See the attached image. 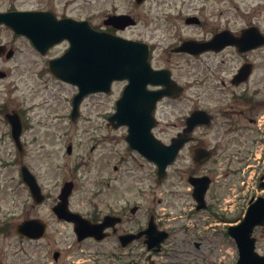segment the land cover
<instances>
[{
    "label": "flooded vegetation",
    "instance_id": "1",
    "mask_svg": "<svg viewBox=\"0 0 264 264\" xmlns=\"http://www.w3.org/2000/svg\"><path fill=\"white\" fill-rule=\"evenodd\" d=\"M168 2L170 1L33 0V4L29 8L21 9L13 5L5 8L4 1H0V13L14 11L46 13L44 15V23L40 22L37 25L38 29L33 30V39H40L45 36L51 40L53 36L58 34V31L51 29V24L56 22L63 20L87 22L96 32H105L130 41L149 44L153 64L155 54L159 50V44L149 43V33L153 35L150 25L158 21L159 18L154 19L150 14L155 10V7L158 9L163 8L164 10L179 9L176 2H172L174 5H169ZM195 2L196 0H190L188 3H184V6L186 4L192 6ZM113 16H126V22L121 21L116 22V24H108L107 21ZM188 17L186 18L188 25L202 26L203 21L200 16L193 15ZM240 17L242 19L245 18L242 15ZM247 18L249 21L241 26V28L237 29L235 25L231 27L230 24H227L212 30V34L209 37L179 39L180 36L177 35L175 36L177 44L174 46L189 40L208 42L221 32H227L228 36L239 37L247 28L257 27L260 29L257 24L259 20L257 11H251ZM1 28L9 29L4 24H0ZM13 35L19 39H24L32 46L31 40L29 41L27 38L17 36L14 33ZM1 44H3L2 38H0ZM62 46L65 47L64 51L53 55V52ZM68 46L69 41L65 39L50 48L46 54L39 53L33 47L37 53L28 55L19 53L18 48H15L13 45H8L7 48H11L14 54H1L0 60L5 59L11 61L16 58L28 61L31 57H39L40 59H44L47 72L52 76L49 70V62L63 55ZM260 49L241 52L237 46L231 45L224 46L222 49L204 52L212 54L228 52V54L224 55V58L230 62L231 66H225L223 69H219L221 68L220 66L217 69L231 73V85L238 91L232 92L224 108L212 110L209 107H194L184 116L177 117L172 125L173 131L170 133L164 134L158 119L155 127L151 130L154 145L157 147L161 144L162 146L163 144H170L172 139L185 129L188 116L195 110L203 109L212 116L211 123L208 126H199L194 130L193 140L183 148L176 163L182 156L190 157L192 161L187 166V172L191 175L195 174V176L206 175L210 177L212 184L206 196L207 208L203 212L211 214L214 220L219 218L221 221H224V217L222 213L216 212L222 209L220 203L218 210H215L216 205L209 201V197L215 186L213 175L218 171L224 170L230 172L231 170H237L240 164L244 163V156L242 155L243 148L245 149V153H249L258 141L255 139L264 133V96L260 99L261 89L264 88V79L260 80L255 76L259 67V54L257 52ZM238 60L239 64L233 67V63H236ZM248 65L252 69L250 77L246 82H239L236 76L242 68ZM154 67L155 69H165ZM232 70L233 72H231ZM6 78H10V72L6 73L0 70V79ZM13 86L15 85L13 84ZM124 87L123 84L115 102L121 96ZM149 89L158 90L159 88L150 86ZM101 94L106 96L111 95ZM167 99L171 100L170 98ZM25 110L23 112L21 110L10 109L9 105H1L0 103V114L8 124V135L14 144L13 159L11 162L6 164L3 159H0V250L4 249V247L11 248L15 246L17 249H21L20 252H23V249L28 247L31 264H193L190 261L189 254H194L193 257H197V255L193 251L191 252V245L193 243L194 251L198 252L203 247L201 246L202 242L195 240L190 242L188 240L189 235H187L189 231L187 228L189 227H186L182 223L186 222L192 225L190 218L197 211L192 189L191 198L193 199L194 206L188 209L187 205L189 202L182 200L180 204H184L182 205L184 209L181 208V205H176L178 209L176 212L172 211L175 208V202L172 201V209L168 207L166 211H163V205L168 203V198L171 200L179 193L174 190V184L169 185L167 192L164 193L163 185L170 179L169 174H167L164 180L160 179L157 167L147 161V164L150 166V172H147L149 170L141 172L143 176L133 174L131 176L132 181L125 180V172L122 171V166L108 168L110 175L121 174L119 180L117 178L115 180H105L102 175L105 168H98L96 172L94 171V175L97 178L94 182L79 181L77 175L72 176L70 179L72 182V190L65 203L61 199V195L67 179L59 180L65 173L58 170H51L49 167L34 166L33 162L30 161V149L25 139L30 128L25 120L29 110ZM11 112H15L18 115L22 124V132L19 137L21 144L15 143L12 136V128L7 121V116ZM157 113L156 111V118ZM219 119L221 120L219 121ZM107 124L115 130L123 129V137L124 139L126 138L129 130L127 126L115 128L109 124L108 119ZM250 126L257 127L256 133L251 132L252 129ZM214 129L217 132L213 134L215 139L211 141L210 136ZM243 129L245 131L244 135L250 138V142L244 139L238 141L233 139L235 137L232 133L238 132L241 138L243 136ZM213 142L215 144H212ZM199 148L210 151L212 154L211 158L207 160L197 158L196 151ZM233 148H236V150L234 151ZM129 149L131 148L129 147ZM219 150L225 156L224 161L220 163L224 164L223 167L218 166ZM132 151L145 159L137 151ZM23 167H26L35 177L39 191L32 190L30 186L23 182ZM4 168L11 169L14 172L10 186L7 187L12 194L13 201L9 209L5 212L3 211L4 190L2 185ZM170 168H173V166ZM74 170L78 173L79 167H76ZM257 171L259 172L258 187H260L261 182L264 183V165L259 164ZM148 179L152 180V185H146ZM260 196H264V193ZM219 200L220 197L217 196L215 202ZM61 208L68 209L73 214L75 220L61 218L59 216ZM107 217H109V222L103 230V233L107 235L104 239L98 240L90 236L79 240L77 229L81 231L92 230L95 226L103 224ZM25 222H28L26 234H21L19 227ZM226 232V228L220 231L225 238L227 235ZM164 234H166V238L161 240ZM176 235H179V240L173 245V240ZM254 236L256 238L257 251L264 255V226L256 227ZM12 239H14L13 244L10 242ZM86 247H91V251L85 250ZM85 251L86 255H84ZM166 255H169L172 259L169 258L170 260H168L166 258L164 260ZM84 256H89L91 258L90 262L85 263ZM198 257V259H202V257ZM182 258L184 261H182ZM196 263L197 261H194V264Z\"/></svg>",
    "mask_w": 264,
    "mask_h": 264
},
{
    "label": "rangeland",
    "instance_id": "2",
    "mask_svg": "<svg viewBox=\"0 0 264 264\" xmlns=\"http://www.w3.org/2000/svg\"><path fill=\"white\" fill-rule=\"evenodd\" d=\"M0 1H4L5 8L13 5L24 9L33 4V0ZM168 1H170L168 2L169 5H174L176 2L179 9L164 10L155 7L150 16L159 19L150 25L153 35L149 33V43L159 44V50L155 54L153 65L171 70L175 81L184 88V94L177 100L166 99L159 105L157 118L161 123V130L164 131V134L173 131L172 125L177 117L184 116L194 107H209L212 110L224 108L232 92L238 91L231 85V73L217 69L220 66L219 69L231 66L230 62L224 58V55L228 52L221 54L208 52L199 56L174 54L171 48L177 44L175 36H180L179 39L209 37L212 30L227 24H230L231 27L235 25L239 29L249 21L247 17L251 11L258 12L259 20L257 24L264 32V0H196L192 6H189V4L184 6V3H188L190 0ZM193 15L201 17L202 26L186 24V18ZM241 15L245 18L242 19ZM0 38H2L3 44L18 48L19 53L28 55L37 53L27 41L15 37L11 30L7 28L0 29ZM64 49V46L60 47L53 52V55L63 52ZM257 53L259 54V67L255 76L262 80L264 79V47ZM238 64L239 60L233 63V67ZM0 70L6 73L10 72V78L0 79L1 105L7 104L10 109L23 112L26 111L25 109L29 110L25 120L30 128L25 139L30 149V161L33 162L34 166L49 167L51 170L64 172L65 174L60 178L61 180H69L72 176L77 175L79 181L89 182L97 180L94 171L96 172L98 168H105L102 172L105 180H115L116 178L119 180L121 174L110 175L108 168L122 166L126 181H132L131 176L133 174L142 175L141 172L150 169V166L145 163L140 155L128 148L123 137V129L115 130L107 124L108 117L115 112V100L122 87L121 83L113 86L114 91L110 96L102 94L88 95L82 102L80 118L72 121L70 117L72 99L77 94L78 88L53 78L47 72L44 59L39 57H31L28 61L16 58L11 61L3 59L0 60ZM263 96L264 88L261 89L260 99ZM250 128L252 129L251 132L256 133L257 127L250 126ZM215 132H217L216 129L213 130L210 136L211 141L215 139L213 135ZM244 133L243 129L241 138L238 132L232 133L235 137L233 139L237 141L244 139L250 142V138L245 136ZM8 134V124L0 114V159H3L6 164H9L13 159L14 149V144ZM262 136L264 138V133ZM260 137L255 139L258 141L249 153H245L244 148L242 150L244 159H250L243 166L245 170L248 165H257L258 162L255 161L256 154H259L261 150L264 151V140L261 141ZM215 142L212 144H215ZM69 145H72L71 154L67 153ZM233 150L235 151L236 148H233ZM218 155V166L223 167L224 164L220 163L224 161L225 156L221 150H219ZM191 161L190 157L182 156L173 168H170V179L163 185L164 193L167 192L169 185L174 184V190L179 194L171 200L168 198V203L163 205V211H166L168 207L172 209V201L175 202V208L172 211L176 212L178 211L176 205H181L182 200L189 202L188 209L194 206L191 198V186L188 183V177L191 174L187 172V166ZM76 167H79L78 173L74 170ZM147 172H150V170ZM13 174L14 172L11 169H3L4 212L9 209L13 201L12 194L7 189L12 181ZM250 177H253V173H243V171L238 172V170H231L230 172L223 170L215 173L213 175L215 186L209 197L210 203L216 205L215 210H218L220 200L226 195H230L232 198L236 197V208L233 213L228 215V218L236 221L237 218L241 217L255 185L254 179ZM244 179H249L250 192L242 196L245 190L242 191L239 183ZM152 184V180L148 179L146 181L147 186ZM217 196L220 197V200L215 202ZM182 205L181 208L184 209ZM218 211L216 212L218 213ZM213 218L209 213L196 212L190 218L192 225L182 222L189 227L187 228L189 230L187 232V235H189L188 240L190 242L193 240L201 241V246H203L200 251L195 252L192 243L191 252L193 251L197 257H193L194 254H189L190 261L193 264L194 261H197L196 264H236L238 251L235 243L229 237L225 238L223 233H220L225 228V222L217 221L219 224L215 226L216 220ZM232 223L228 222L227 224ZM177 240H179V235L175 236L173 245L176 244ZM10 242L13 244L14 239ZM91 249V247L85 248L89 251ZM20 250L15 246L11 248L4 247L0 250V262L3 264H31L28 247H25L23 252H20ZM84 255H86V251ZM198 256L202 259H198ZM164 258V260L166 258L168 260L172 259L169 255ZM84 259L85 262H90L87 256H84ZM182 261H184L183 258Z\"/></svg>",
    "mask_w": 264,
    "mask_h": 264
},
{
    "label": "water",
    "instance_id": "3",
    "mask_svg": "<svg viewBox=\"0 0 264 264\" xmlns=\"http://www.w3.org/2000/svg\"><path fill=\"white\" fill-rule=\"evenodd\" d=\"M39 19L38 14L30 12L0 14V23L10 26L17 34L31 38L33 23L36 24ZM60 30L61 34L56 42L67 38L71 46L61 58L52 61L50 67L57 78L79 87V93L73 100V119L79 115V107L85 96L94 92H110L114 81L127 80L129 84L117 102V112L109 120L111 124L116 121V127L129 126L127 140L130 146L157 163L160 173L165 176L167 166L172 164L184 144L190 141L193 129L209 121L206 113L194 112L187 120L185 131L173 140L171 146L156 148L152 145L150 132L154 126L152 113L156 103L167 95L178 96L182 89L171 80L168 71L152 68L149 62V46L97 33L85 23L62 24ZM244 37L253 43L248 48L264 43V38L257 29L248 30ZM220 39L221 35L207 44L185 42L176 51L198 54L214 47ZM34 42L42 52H46L51 46L46 44L45 36L35 39ZM237 44L242 46L243 42L240 40ZM149 84L162 85L165 89L148 91ZM8 118L13 126V135L18 139L21 132L20 123L14 116ZM23 175L27 183H33L25 169ZM190 182L195 186L194 196L200 204L198 209L203 208L210 182L207 178H191ZM257 225H264V198L250 205L241 224L229 227L228 233L235 239L239 249L240 258L237 264H264V257L255 252V239L252 237Z\"/></svg>",
    "mask_w": 264,
    "mask_h": 264
}]
</instances>
